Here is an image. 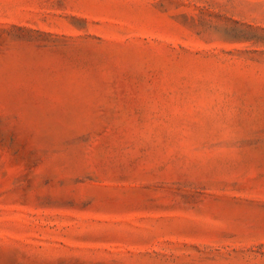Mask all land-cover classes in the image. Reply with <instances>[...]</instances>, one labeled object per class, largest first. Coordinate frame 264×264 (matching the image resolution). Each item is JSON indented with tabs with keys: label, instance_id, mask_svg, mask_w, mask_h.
Wrapping results in <instances>:
<instances>
[{
	"label": "rangeland",
	"instance_id": "obj_1",
	"mask_svg": "<svg viewBox=\"0 0 264 264\" xmlns=\"http://www.w3.org/2000/svg\"><path fill=\"white\" fill-rule=\"evenodd\" d=\"M0 264H264V0H0Z\"/></svg>",
	"mask_w": 264,
	"mask_h": 264
}]
</instances>
